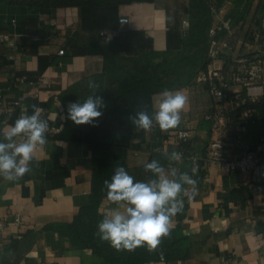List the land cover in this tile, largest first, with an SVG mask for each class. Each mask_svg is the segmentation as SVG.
Returning <instances> with one entry per match:
<instances>
[{
  "label": "crops",
  "instance_id": "obj_1",
  "mask_svg": "<svg viewBox=\"0 0 264 264\" xmlns=\"http://www.w3.org/2000/svg\"><path fill=\"white\" fill-rule=\"evenodd\" d=\"M189 6L190 0L122 5L111 13L106 21L111 26L104 28L103 34L122 38L124 56L177 50L187 30L184 20H188ZM230 7V2L224 5L215 24L223 21ZM123 17L130 21L121 23ZM91 23L105 21L101 16ZM80 24L76 7L52 12L0 2V94L3 107L14 112L5 122L0 120V129L14 124L24 112L31 115L32 105L41 108L45 118L64 124L66 119L61 117H66L67 90L103 74L102 54H74L67 46L71 38L82 45L96 34L97 27L81 29ZM19 44L25 50H19ZM64 47L67 49L61 54ZM39 55L50 60L40 81L29 83L18 77V72L39 69ZM223 63L220 59L214 65L222 67ZM238 89V85L231 87L232 91ZM178 90L188 97L181 124L163 131L165 139L156 150L178 152L177 132L185 128L191 131L193 151L202 156L197 170L193 165L191 171L183 167L182 163L189 161L186 159L178 172L197 180L195 195L191 191L187 196L182 194L183 211L173 218L174 227L182 225L189 237L188 255L141 264H264V176L231 171L222 162L206 159L211 141L228 132L204 119V114L213 109V98L204 83L196 81ZM255 115V120L240 131L236 157L250 152L264 160V142H260L264 137V100ZM156 126L154 123L150 132L139 129L141 137L127 156L131 167L150 158L153 148L149 142ZM37 156L22 179L7 182L0 178V221L6 223L0 231V264H131L108 260L92 248L75 247L69 237L48 229L50 224L72 222L80 208L91 203L93 160L88 147L47 139ZM170 168L165 167L166 171ZM115 207L105 199L102 216Z\"/></svg>",
  "mask_w": 264,
  "mask_h": 264
},
{
  "label": "trees",
  "instance_id": "obj_2",
  "mask_svg": "<svg viewBox=\"0 0 264 264\" xmlns=\"http://www.w3.org/2000/svg\"><path fill=\"white\" fill-rule=\"evenodd\" d=\"M159 0H0L2 3L24 5L51 10L62 7H76L80 11L81 24L79 28L94 27L96 34L88 43L79 45L72 38L67 42L74 54H102L105 57L103 74L89 79L86 83L74 85L67 90L65 104L83 102L92 90L88 82L95 81L99 87L96 94L103 97L106 107L103 115L94 121V125H76L66 119L59 138L64 141L85 144L92 152L93 177L91 203L80 208L72 222L54 223L48 229L58 231L69 237L73 246L92 248L96 253L111 261L141 264L147 261L184 259L188 255L189 237L183 226L174 227L169 237L162 239L159 247L149 252L146 247H138L134 252L116 251L108 242L101 241L97 234L98 223L103 219L101 206L106 199L105 180H110L117 167H124L134 177L135 181L154 178L144 170V164L158 160L164 167L176 168L171 164L161 147L165 134L155 127L149 146L153 148L147 162L135 167L128 163V152L133 148L134 141L141 137L139 128L131 124L128 117L135 115L142 105L152 115L154 96L163 90H178L188 87L197 81L200 72L207 71L212 59L209 55L211 36L210 30L215 19L225 4L231 3L223 22L218 24V36H226L235 50L243 38V44L255 43L258 38L264 49V0H190L189 25L183 37L182 46L177 50L166 52L145 53L139 56H124L126 45L120 37L108 38L103 33L104 28L111 26L106 23L111 13L117 12L120 6L134 3H156ZM98 16V19H97ZM102 16L104 24L91 23V19L99 21ZM248 29L243 37L245 27ZM115 27V26H113ZM230 28V30H229ZM116 29V28H115ZM92 33V31H90ZM93 34V33H92ZM76 36V34L74 35ZM65 46V47H67ZM63 48L66 51L67 48ZM19 50H25L19 44ZM239 55L249 58L264 54L257 51ZM159 59V60H157ZM223 70L237 66V61L229 55H222ZM50 64L49 57L39 55V69L36 71L18 72V77L29 83L40 81L44 70ZM236 93L229 92L228 99H235ZM264 96L258 100H247L240 106L229 107L227 132L236 137V126L242 124L240 115L244 108H256L263 102ZM65 107V108H66ZM179 150L185 155L193 153L190 139L179 143Z\"/></svg>",
  "mask_w": 264,
  "mask_h": 264
},
{
  "label": "clouds",
  "instance_id": "obj_3",
  "mask_svg": "<svg viewBox=\"0 0 264 264\" xmlns=\"http://www.w3.org/2000/svg\"><path fill=\"white\" fill-rule=\"evenodd\" d=\"M92 90L83 102H69L66 117L76 125H94L102 117L106 107L102 96L96 94L99 85L88 82ZM188 104V97L182 90H163L154 100L152 115L142 105L128 119L135 127L150 132L153 125L167 131L179 127L182 113ZM42 109L32 105V114L22 113L14 124L0 129V178L7 182L22 179L31 171L30 164L38 159L37 152L46 144L49 128ZM170 161L182 160L177 151L165 153ZM144 170L154 178L135 181L124 167L115 169L110 180L104 181L106 199L116 205L104 213L98 223L97 234L101 241L108 242L116 251L134 252L138 247L155 251L162 239L169 237L174 227L173 218L183 211L182 194L189 191L195 195L197 180L188 173L180 174L176 168L166 171L158 160L144 164ZM185 185L189 187H185Z\"/></svg>",
  "mask_w": 264,
  "mask_h": 264
},
{
  "label": "built area",
  "instance_id": "obj_4",
  "mask_svg": "<svg viewBox=\"0 0 264 264\" xmlns=\"http://www.w3.org/2000/svg\"><path fill=\"white\" fill-rule=\"evenodd\" d=\"M129 21L130 19L127 17L120 19L121 23H128ZM184 24L188 27L189 21L187 19L184 20ZM210 36L209 55L213 61L207 71L199 73L197 81L206 85L213 98V109L204 114V119L211 121L215 128L227 131L228 123L231 121L228 115L229 107L240 106L247 100H258L264 96V59L259 56L249 58L245 55H238L237 57H233L237 61V66H232L227 71H224L223 66H215L214 62L220 60L222 55L231 56L234 49L226 36L217 37L218 24L213 25L210 30ZM60 53H65L64 49H61ZM233 85H238L240 89L232 91L231 87ZM229 92L236 93L235 99H228ZM2 100L3 97L0 94V120L5 122V120L13 116L14 112L13 108H4ZM240 118L242 119V124L236 126V137H231L227 133L225 137L212 140L209 145V151L207 154H204V157L210 161L222 162L231 171H241L243 173L264 176V160L260 157L250 152H245L239 157L234 155L236 148L241 144L239 140L240 131L243 126L255 120V110L251 107L244 108ZM45 119H47L49 124L46 139L63 142L64 140L58 136L63 130L64 124L55 123L48 118ZM190 137L191 131L188 129H179L177 132L179 143L190 139ZM260 142H264V137H261ZM178 152L182 154V160L175 162L178 172L181 163L186 159L192 162L194 170L200 167L202 156L196 152L190 155H185L183 150H179ZM5 226L6 223L0 221V231Z\"/></svg>",
  "mask_w": 264,
  "mask_h": 264
},
{
  "label": "rangeland",
  "instance_id": "obj_5",
  "mask_svg": "<svg viewBox=\"0 0 264 264\" xmlns=\"http://www.w3.org/2000/svg\"><path fill=\"white\" fill-rule=\"evenodd\" d=\"M249 26V22L247 23L245 30H244V34L243 37L246 33V30L248 29ZM243 38L241 39V41L239 42L237 48L233 51L232 56L233 57H237L240 53V51L238 49H242L243 52H252V51H257L259 52L260 55L264 54V49H263V45L259 43V40H255V43H250L247 42L245 44H243Z\"/></svg>",
  "mask_w": 264,
  "mask_h": 264
},
{
  "label": "water",
  "instance_id": "obj_6",
  "mask_svg": "<svg viewBox=\"0 0 264 264\" xmlns=\"http://www.w3.org/2000/svg\"><path fill=\"white\" fill-rule=\"evenodd\" d=\"M159 60V59H157ZM183 167H187L188 168V171H191L192 170V162L191 161H184L182 163Z\"/></svg>",
  "mask_w": 264,
  "mask_h": 264
}]
</instances>
